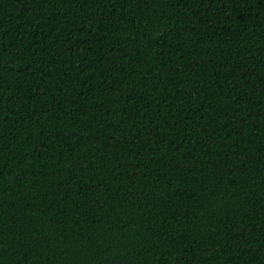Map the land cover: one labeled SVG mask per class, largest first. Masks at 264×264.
<instances>
[{
	"label": "trees",
	"instance_id": "obj_1",
	"mask_svg": "<svg viewBox=\"0 0 264 264\" xmlns=\"http://www.w3.org/2000/svg\"><path fill=\"white\" fill-rule=\"evenodd\" d=\"M0 264H264V0H0Z\"/></svg>",
	"mask_w": 264,
	"mask_h": 264
}]
</instances>
